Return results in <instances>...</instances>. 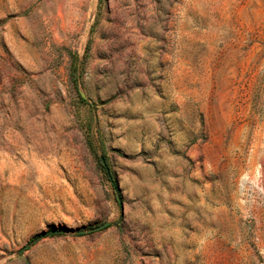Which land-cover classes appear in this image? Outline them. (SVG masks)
<instances>
[{
	"label": "rangeland",
	"instance_id": "rangeland-1",
	"mask_svg": "<svg viewBox=\"0 0 264 264\" xmlns=\"http://www.w3.org/2000/svg\"><path fill=\"white\" fill-rule=\"evenodd\" d=\"M0 264H264V0H0Z\"/></svg>",
	"mask_w": 264,
	"mask_h": 264
},
{
	"label": "water",
	"instance_id": "water-1",
	"mask_svg": "<svg viewBox=\"0 0 264 264\" xmlns=\"http://www.w3.org/2000/svg\"><path fill=\"white\" fill-rule=\"evenodd\" d=\"M81 95L83 96V94H81ZM102 163H103V165H104V169H105V171H106V173H107L109 179L111 180V175H110L109 169H108V167H107V165H106V163L104 162L103 159H102ZM118 203H119V205L121 206V202H120V200H118ZM55 233H57V231H48V232H44V233L41 234L38 238H43V237H46V236H50V235H53V234H55ZM25 248H26V247H25ZM25 248L21 249V252H23V251L25 250Z\"/></svg>",
	"mask_w": 264,
	"mask_h": 264
}]
</instances>
